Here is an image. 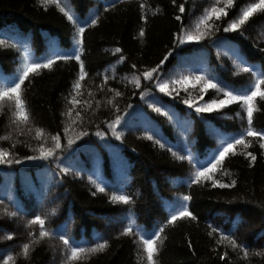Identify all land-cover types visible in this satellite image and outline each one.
<instances>
[{
    "label": "trees",
    "instance_id": "obj_1",
    "mask_svg": "<svg viewBox=\"0 0 264 264\" xmlns=\"http://www.w3.org/2000/svg\"><path fill=\"white\" fill-rule=\"evenodd\" d=\"M139 2L61 0L80 22L95 16L100 18L97 26L86 27L80 46L88 72L77 96L85 103L76 106L83 124L75 111L72 114V119L77 121L75 125L63 115L71 107L67 97L79 70L74 60L58 61L51 70L30 74L31 82L25 81L22 86L29 113L27 124L13 123L14 104L7 100L0 102V137H8L0 139V147L21 160L20 164L0 165V200L4 201L0 209L6 206L7 212L18 213L10 217L0 211V257L13 254L14 261L10 264H61L64 259V245L57 238H44L32 244L27 259L17 255L22 244L31 239L28 233H38V225L27 224L35 215L46 216V229L63 230V234L80 246L93 247L108 241L103 251L82 254L73 264H146L139 241L119 235L129 223V216L145 235L165 226L166 239L162 244L157 242L160 251L154 257L155 264H264V255H255L264 253V149L248 137L252 144L247 151L256 156L254 162L250 164V158L240 154V146L236 155L226 157L215 178L224 183L235 180L230 188L213 186L210 181L192 184L193 163L188 159L178 160L167 151L171 147L179 155L190 154L197 167L204 165L221 140L244 131L246 114L236 103L211 113H196L194 107L188 108L181 102L183 98L190 96L195 106L220 96L208 89L199 98V83L195 87L193 83L174 85L180 94L173 99L156 90L151 82L142 81L141 87L135 88L130 80L132 71L154 67L171 51L160 72L163 80H175L181 75H210L231 88L242 89L252 82V77L238 71L237 56L264 68V14H254L242 26V35L225 33L223 27L239 14L240 8L255 2L234 0L233 6L226 9L227 16L215 21L218 31L213 28L203 40L177 47L173 44L174 34L181 26L174 18L180 14L177 6L185 5L182 21L185 27H191L215 0H176L177 6L172 0H143L150 6L146 10V24L139 19L142 14ZM111 3L116 8L105 11ZM141 27L145 29L143 37L139 36ZM76 32V27L54 4L44 5L41 0H0V40L5 41L0 46V87L18 76L26 61H42L55 52L75 51ZM116 47L126 57L123 64L117 63L121 54H114ZM132 64H136L135 70L131 69ZM105 70L110 79L104 91H99L98 73ZM113 70L115 80L111 79ZM122 76H128L129 80L121 82ZM108 88L123 93L113 99L120 113L107 102L114 96ZM155 107H161L171 119L157 113ZM255 109L253 127L264 129V101L257 98ZM237 112L245 118L237 117ZM117 114L123 117L116 128L120 139H116L105 123ZM65 127L69 128V137L77 135L81 127L89 135L77 140L72 149L59 153L56 161L24 159L38 155L33 151L41 143L36 139L37 128L43 130L47 146L52 143L50 136L57 133L66 146ZM97 127L106 132L103 139L93 134ZM148 135L154 139L148 140ZM155 139L167 147L160 148ZM65 167L70 169L67 174L61 171ZM92 180L105 186L106 192L93 196ZM113 192L127 194L133 202L128 205L113 202L110 198ZM184 195L191 196V200L183 203L197 216V221L178 219L174 225H166ZM53 210L54 214H50ZM209 225L235 235L238 242L248 246L249 257L245 259L233 251L226 246L227 242L217 247L208 236ZM8 233H14L12 240L6 239ZM224 251L228 256L221 260Z\"/></svg>",
    "mask_w": 264,
    "mask_h": 264
},
{
    "label": "snow or ice",
    "instance_id": "obj_2",
    "mask_svg": "<svg viewBox=\"0 0 264 264\" xmlns=\"http://www.w3.org/2000/svg\"><path fill=\"white\" fill-rule=\"evenodd\" d=\"M41 3L44 5L54 4L63 15L72 22V24L76 27V44L77 48L73 52H65L59 53L55 52L52 55L47 56L42 61H31L25 62L23 70L20 72L18 76L12 79L10 82L5 84L3 87H0V102L5 100L10 101L14 104V119L13 123L21 122L27 124L29 122V113L26 107V101L23 98L22 86L25 84V81L30 80V74H36L43 69L51 70L53 65L58 61H76L79 65V70L77 73L76 80L71 85V92L67 97L68 103L71 105L67 109L63 115L67 116L71 121V125H75L77 123L76 120L72 119V114L75 111V115L80 117V123L83 124V118L81 117L80 111L76 109L77 105H83V101L77 99V96L80 95L79 90L81 89V82L85 80L88 76V72L85 69V65L83 60L81 59V45H83V36L86 30V27H95L99 23V16L92 17L89 20H85L80 22L76 19L75 16L71 14V12L67 9L66 5H62L61 0H41ZM172 4L176 5V0H172ZM234 4V0H215V3L209 6L204 10L201 16L194 22L191 27H185L182 21V14L185 13V5L183 3L177 6L178 12L180 14L175 15V20L181 22V26L178 31L174 34L173 44L177 47L184 45L186 42H199L205 38V36L210 34V30L216 28L218 31L219 28L216 26L215 21H219L223 16H227L226 9L232 7ZM139 9L141 10V15L139 19L143 23L148 22L147 9H149V5L145 4L143 0H140L138 4ZM109 8L115 9L116 4L111 3L108 8H105V11H108ZM159 10L153 11V15H156ZM256 13L264 14V0H255V2L247 3L245 6H242L239 10V14L231 19L224 27L223 31L225 33L228 32H237L239 34H243L241 29L242 26L246 24L247 21ZM145 35V29L141 27L139 29V36L143 37ZM5 41L0 40V46H4ZM122 49L120 47H116L114 49V54H121ZM172 55V52L169 51L164 58L156 64L154 67H146L142 71H132L131 72V83L135 88H140L142 81L151 82L153 87L158 90L160 93H163L169 97L175 99L179 96L180 90L175 88L174 85L186 86L189 83H193V87H195L196 83H199L200 87L198 89L199 98L203 97V94L207 92L208 89L215 90L216 93L220 94L215 99H211L209 101H205L203 104L195 105L193 99L189 96L188 98H183L182 103L187 105L188 108H193L196 113H211L214 110L223 109L227 105H231L233 103L238 104L241 110L246 114L247 127L240 134L231 137L230 139L221 140V144L217 151L212 155V157L204 164L200 166H196L193 162V158L189 154L188 156L179 155L177 152L173 151L171 147H167L165 143H162L159 139H155L154 143L158 144L160 148H166L167 151L171 152L174 157L178 160L188 159L190 163H193L195 168L193 178L191 180L192 184H199L201 181H210L213 186H218L220 188H230L235 185L236 181L233 180L231 183H224L221 180L215 178V173L218 170H221L224 164V161L229 155H236V148L240 146L241 152L240 154L244 155L245 158H250L251 162L256 160V156L247 151V149L251 146L252 141L248 140V137H252L259 144L261 149H264V129H256L253 127V118L255 105L257 103V98L259 101H264V68H257L253 64H248L243 58L237 56L236 59L239 61L237 64L238 71L249 73L252 77V82L243 87L242 89H234L231 88L222 82L215 80L210 75H181L175 80H163L160 76V72L162 71V66L166 61L169 60V57ZM126 61V57L121 54L117 60L118 64H123ZM137 68L136 64L131 65V69L135 70ZM115 70H113V75L111 76L112 80L116 79ZM101 76V83L97 86L99 91H104L105 87L108 84L110 79L107 70L102 73H98ZM128 76L120 77L121 82L128 81ZM172 85L173 87H170ZM108 91L114 93L112 99H109L107 102L111 104L115 109L116 113H120V108L118 105L113 103V99L115 97L122 96L123 93L117 89L108 88ZM184 91L187 93V87H184ZM141 98H143L144 93H140ZM88 106L91 107V103L88 102ZM97 106H99V101H97ZM152 106V105H150ZM131 107V105H128ZM155 111L157 113H161L162 115H169L167 112H163L161 107H155ZM237 117L244 119L241 115V112L236 113ZM122 116L117 114L114 118L107 120L106 127L108 130L112 132V134L116 137V139H120V135L116 132L117 125L121 123ZM171 119V116L169 115ZM69 131L68 127H65V139L67 141L66 146L62 144L61 136L59 133L50 136L51 145L47 146V139H45L44 132L42 129H36V139L40 140L38 147L33 149V151L38 152V155H30L25 156V160H53L56 161L59 159V153H63L65 149H72V146L76 143L77 140H80L83 137L89 135V131L86 128L81 127V130L74 137L67 136ZM186 132L187 129H184ZM95 136L104 138L106 132L97 127V130L93 133ZM258 138V139H256ZM0 139L6 140L7 136L0 137ZM148 140H153V135L147 136ZM12 147H15L13 145ZM21 160L16 158L13 153L9 150H6L0 147V165L11 166L13 164H20ZM57 167H60L57 164ZM61 171L67 174L70 169L65 167L62 168ZM224 174H228L226 171ZM93 185H95V191L92 192V195L95 196L97 192L105 193L106 187L101 186L95 180L91 181ZM111 200L113 202H120L124 205L131 204L132 197L127 194H117L113 192L111 195ZM191 196L184 195L182 197V203L179 207L175 208L169 215L166 220V225L172 226L178 219H188L190 221H197V216L194 215L189 208L183 203L191 200ZM0 205H4V201L0 200ZM0 211L6 213L10 217H15L18 215L17 212H7V207L5 206ZM54 214V210L52 213ZM47 217H42L41 215H35L30 220H28V225H38V233L34 231H30L28 233L31 239L29 242L23 243L20 247V251L17 255H22L25 259H27L30 255V247L32 244L39 243L44 238H57L64 245V259L61 264H73L74 261H78L82 258V254H94L97 252L103 251L108 247V241L103 240L102 242H98L93 247H83L78 244L73 243V241L63 234V230L59 232H53L46 229ZM208 236L211 237L215 241V245L219 247L221 244L227 242L226 246H229L233 251H238L242 254V256L247 259L250 255L249 248L247 245L238 242L235 235L225 233L217 227L209 225ZM165 232V226L158 227L151 234L145 235L144 232L139 228L138 225L135 224V221L129 216V223L123 227L122 231L119 235L123 236H132L135 237L139 244L142 245V253L143 258L146 260V264H155L154 257L159 253L160 249L158 247V243H163V240L166 239L163 236ZM14 238V233H8L6 235V239L12 240ZM135 242V241H134ZM189 248L192 247L191 241L188 242ZM256 256L264 255V253L257 252ZM228 256V252L224 251L220 254V259L224 260L225 257ZM0 261L2 264H10V262L14 261L13 254H6L0 257Z\"/></svg>",
    "mask_w": 264,
    "mask_h": 264
}]
</instances>
